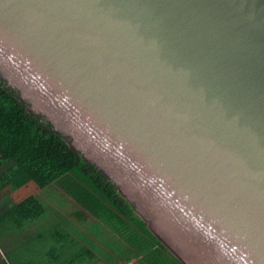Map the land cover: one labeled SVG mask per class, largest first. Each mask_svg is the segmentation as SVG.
Masks as SVG:
<instances>
[{"label":"water","instance_id":"95a60500","mask_svg":"<svg viewBox=\"0 0 264 264\" xmlns=\"http://www.w3.org/2000/svg\"><path fill=\"white\" fill-rule=\"evenodd\" d=\"M0 79L183 264H264V0H0Z\"/></svg>","mask_w":264,"mask_h":264},{"label":"trees","instance_id":"16d2710c","mask_svg":"<svg viewBox=\"0 0 264 264\" xmlns=\"http://www.w3.org/2000/svg\"><path fill=\"white\" fill-rule=\"evenodd\" d=\"M31 182L62 193L48 203L30 196L0 206V264H81L105 248L125 263L183 264L97 165L0 79V194ZM53 211L55 221L44 220Z\"/></svg>","mask_w":264,"mask_h":264},{"label":"rangeland","instance_id":"374dc122","mask_svg":"<svg viewBox=\"0 0 264 264\" xmlns=\"http://www.w3.org/2000/svg\"><path fill=\"white\" fill-rule=\"evenodd\" d=\"M31 183H30V185L16 191V193H14L13 195L8 194V192H6V191L4 193L0 194V206L5 205L6 203L13 205L17 202L23 201L24 199H26L27 197H30V196H38L41 200L48 203V202H50V199L54 195V193H62V191L58 187L49 188L46 190H41L39 187L36 186V184H34V182H31ZM55 201H56V199H55ZM57 211L62 213L60 209H58ZM52 214H53V216L55 215L54 211H53V213H49L48 215H46L44 220L55 221L54 217H52ZM40 225H41V223L38 224L37 227H40ZM38 231H41V230H38ZM17 247H14V248H17ZM6 250L9 252H13L15 249L11 248V249H6Z\"/></svg>","mask_w":264,"mask_h":264},{"label":"crops","instance_id":"0c3cea01","mask_svg":"<svg viewBox=\"0 0 264 264\" xmlns=\"http://www.w3.org/2000/svg\"><path fill=\"white\" fill-rule=\"evenodd\" d=\"M107 250V254L100 255L99 253L94 251V256L90 253L85 259V262L81 264H136V260H134L131 263H125L118 259L108 248H105Z\"/></svg>","mask_w":264,"mask_h":264}]
</instances>
